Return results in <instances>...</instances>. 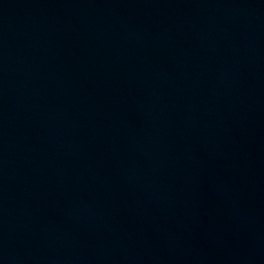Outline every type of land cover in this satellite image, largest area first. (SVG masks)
<instances>
[{
	"label": "water",
	"instance_id": "1",
	"mask_svg": "<svg viewBox=\"0 0 264 264\" xmlns=\"http://www.w3.org/2000/svg\"><path fill=\"white\" fill-rule=\"evenodd\" d=\"M0 264H264V0H0Z\"/></svg>",
	"mask_w": 264,
	"mask_h": 264
}]
</instances>
